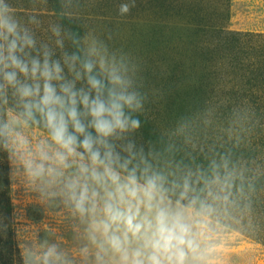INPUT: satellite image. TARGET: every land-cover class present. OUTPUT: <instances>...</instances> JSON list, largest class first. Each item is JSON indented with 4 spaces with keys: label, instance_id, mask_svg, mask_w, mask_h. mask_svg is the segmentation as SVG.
Returning <instances> with one entry per match:
<instances>
[{
    "label": "clouds",
    "instance_id": "9594fccd",
    "mask_svg": "<svg viewBox=\"0 0 264 264\" xmlns=\"http://www.w3.org/2000/svg\"><path fill=\"white\" fill-rule=\"evenodd\" d=\"M132 7L135 0L121 3L119 13ZM28 24L40 20L31 16ZM50 32V41H39L0 0V149L85 225L86 262L205 264L200 229L213 206L194 194L188 177L170 180L151 152L127 139L141 128L145 96L123 56L59 24ZM33 128L46 137L33 143ZM42 264L71 261L53 244Z\"/></svg>",
    "mask_w": 264,
    "mask_h": 264
},
{
    "label": "rangeland",
    "instance_id": "374dc122",
    "mask_svg": "<svg viewBox=\"0 0 264 264\" xmlns=\"http://www.w3.org/2000/svg\"><path fill=\"white\" fill-rule=\"evenodd\" d=\"M8 2L39 41H50V26L59 24L82 42L95 37L110 54L123 56L145 96L142 113L162 135L183 134L192 145L213 139L263 142L257 150L264 161V83L252 81L250 73L264 61V0H135L125 15L119 5L129 0ZM31 16L40 20L38 27L28 24ZM65 46L74 50L67 40ZM187 126L192 131L185 132ZM28 134L33 143L46 137L42 128ZM7 162L13 264H42L53 244L71 264H92L80 254L88 243L85 225L58 198L42 195L9 153ZM228 216L234 218L230 227L205 218V264H264V244L237 229L235 216L243 215Z\"/></svg>",
    "mask_w": 264,
    "mask_h": 264
},
{
    "label": "trees",
    "instance_id": "16d2710c",
    "mask_svg": "<svg viewBox=\"0 0 264 264\" xmlns=\"http://www.w3.org/2000/svg\"><path fill=\"white\" fill-rule=\"evenodd\" d=\"M250 73L252 81L264 83V61L253 65ZM3 112L0 108V114ZM137 115L141 128L129 133L128 139L143 147L145 154L151 152V162L168 173L170 180L188 177L194 194L213 206V219L230 227L234 218L228 214L237 212L243 215L235 216L239 219L235 223L241 222L237 229L264 244V161L257 150L263 142L213 139L200 143L194 140L192 145L186 135H162L144 113ZM190 129L184 127L185 132ZM7 157L8 153L0 149V264H13L15 260Z\"/></svg>",
    "mask_w": 264,
    "mask_h": 264
}]
</instances>
